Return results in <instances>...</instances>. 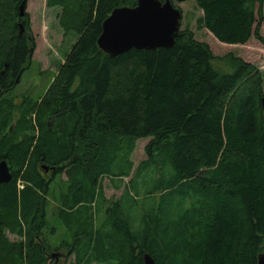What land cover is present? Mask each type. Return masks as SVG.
I'll use <instances>...</instances> for the list:
<instances>
[{
	"label": "trees",
	"instance_id": "trees-1",
	"mask_svg": "<svg viewBox=\"0 0 264 264\" xmlns=\"http://www.w3.org/2000/svg\"><path fill=\"white\" fill-rule=\"evenodd\" d=\"M23 1L0 0V161L12 175L0 182V264H56L43 229L50 183L64 172L69 185L54 214L70 239L58 246L66 250L58 264H144L146 252L157 264H257L260 71L230 52L214 56L188 26L171 48L110 56L97 44L102 23L136 0H46L62 8L61 25L77 38L44 95L15 100L34 49ZM194 2L198 26L218 41L264 44V0ZM139 138L149 141L135 165ZM105 178L118 197H105Z\"/></svg>",
	"mask_w": 264,
	"mask_h": 264
},
{
	"label": "rangeland",
	"instance_id": "rangeland-1",
	"mask_svg": "<svg viewBox=\"0 0 264 264\" xmlns=\"http://www.w3.org/2000/svg\"><path fill=\"white\" fill-rule=\"evenodd\" d=\"M22 3L25 4L24 16L27 15L30 23L34 49L30 64L24 70L21 80L12 90L11 96L15 100L21 99L22 96H28L35 101L44 95L54 77L57 75L62 63L65 61L67 53L76 41L77 34L73 30H65L64 26L61 25L63 15L60 6H49L46 0H25L19 6ZM173 3L182 13L180 30L188 26L193 31L194 37L197 40L204 41L210 46L214 56H223L229 52L233 53L252 64L264 76V44L254 37L248 39L244 44L220 42L207 29L198 26L197 20L202 14V11L197 8L194 0H174ZM262 12L264 15V4ZM18 22L22 24L20 19ZM260 33L264 36V19L261 22ZM213 64L218 66L222 72L231 71L228 65H223L217 60H214ZM148 141L149 138H139L136 141L134 151L131 155V159L135 165L145 157L144 147ZM68 185L67 172L57 174L50 183V192L47 196V226L43 229L44 237L52 245L49 251L51 252L50 254L58 253L61 254L60 256L62 258L66 250L58 246L61 241L70 239V234L67 227L56 218L54 211L56 206L61 204L60 197L66 193ZM101 185L106 198H116L121 194L122 190L113 188L107 178L102 181ZM6 236L10 240L16 239L15 236L8 232H6ZM54 247L59 249L55 250ZM61 262V259L56 260V264Z\"/></svg>",
	"mask_w": 264,
	"mask_h": 264
},
{
	"label": "water",
	"instance_id": "water-1",
	"mask_svg": "<svg viewBox=\"0 0 264 264\" xmlns=\"http://www.w3.org/2000/svg\"><path fill=\"white\" fill-rule=\"evenodd\" d=\"M25 4L19 6L24 15ZM182 13L171 0H136L133 6L115 7L102 23L97 39L99 48L110 56L136 49L171 48L179 35ZM20 33L23 30L22 24ZM263 104V103H262ZM12 178L5 160L0 161V182ZM257 264H264V251L258 254ZM144 264H157L149 253L143 254Z\"/></svg>",
	"mask_w": 264,
	"mask_h": 264
},
{
	"label": "flooded vegetation",
	"instance_id": "flooded-vegetation-1",
	"mask_svg": "<svg viewBox=\"0 0 264 264\" xmlns=\"http://www.w3.org/2000/svg\"><path fill=\"white\" fill-rule=\"evenodd\" d=\"M60 255H61V254H59V256H60ZM58 259H62V256H60V258H59V257L56 258V260H58Z\"/></svg>",
	"mask_w": 264,
	"mask_h": 264
}]
</instances>
